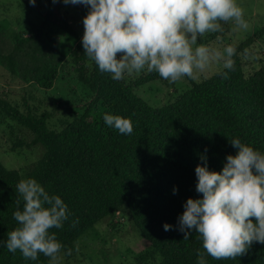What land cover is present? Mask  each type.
<instances>
[{
  "label": "trees",
  "instance_id": "obj_1",
  "mask_svg": "<svg viewBox=\"0 0 264 264\" xmlns=\"http://www.w3.org/2000/svg\"><path fill=\"white\" fill-rule=\"evenodd\" d=\"M51 4L49 0L44 10L45 22L50 21ZM57 24L77 36L64 19L59 17ZM262 32L264 25L251 36ZM82 35L71 56L76 78L91 94L82 112H71L53 126L47 123L50 111L25 102L19 108L0 96V113L27 132L25 140L20 137L13 145L39 143L42 147L23 171L24 179L35 178L67 204L68 220L61 229H52L67 257L75 251L78 234L124 204L131 225L150 244L147 253L158 254L153 264H197L202 240L195 231L184 240L178 216L187 198H202L195 187V167L203 164L201 155L206 156L210 170L219 172L226 156L236 154L230 143L233 138L264 153V60L246 74L234 56L235 70L227 79L217 75L216 69L199 81L189 79L175 99L151 105L132 88L157 73L146 72L129 81L111 79L83 53ZM251 39L245 37L238 46ZM63 56L38 29L11 31L9 36L0 32V64L38 87L52 84ZM92 103L102 115L131 118L132 134L122 135L104 121L97 123L88 109ZM21 177L17 168L0 162V264H49L42 254L37 261L26 260L5 246L8 232L16 226L13 212ZM73 221H78L75 227ZM165 223L172 229L165 231ZM205 259L207 264H264V244L254 242L247 254L235 260H214L207 254Z\"/></svg>",
  "mask_w": 264,
  "mask_h": 264
},
{
  "label": "clouds",
  "instance_id": "obj_2",
  "mask_svg": "<svg viewBox=\"0 0 264 264\" xmlns=\"http://www.w3.org/2000/svg\"><path fill=\"white\" fill-rule=\"evenodd\" d=\"M55 3L56 0H53ZM35 5L36 0H29ZM84 5L82 47L86 57L113 80L142 71L155 72L171 83L185 78L199 81L213 65L222 79L235 70L236 48L220 50L200 42L208 34L222 33L232 23L247 29L245 11L237 0H63ZM104 123L122 135H131V118L105 113ZM237 150L228 154L217 172L197 164L196 191L202 198H187L178 216V230L187 240L195 231L202 240L197 264L235 260L254 242L264 244V153L239 138L230 140ZM13 212L16 226L8 232L5 246L26 260L48 258L61 264L63 244L52 229H61L70 212L59 195L50 194L35 178L21 179ZM176 189H173L175 193ZM78 221H73L72 226ZM165 231L172 226L165 223Z\"/></svg>",
  "mask_w": 264,
  "mask_h": 264
},
{
  "label": "rangeland",
  "instance_id": "obj_3",
  "mask_svg": "<svg viewBox=\"0 0 264 264\" xmlns=\"http://www.w3.org/2000/svg\"><path fill=\"white\" fill-rule=\"evenodd\" d=\"M48 1L36 0L33 6L29 0H0L1 33L9 36L11 31L26 33L38 29L64 54L52 84L46 88L20 80L0 64V96L7 98L19 108H22L25 102L37 110L50 111L47 123L58 126L71 112L74 114L82 112L91 96L76 78L71 62L73 47L83 33V17L89 9L79 4L66 5L63 0H56L55 3L50 0L52 14L49 16L50 21L45 22L44 10L48 6ZM237 3L245 11L247 29L236 28L232 23L224 24L222 33L208 34L201 38L200 42L220 50L229 44L234 45L237 61L244 73L248 74L254 72L264 60V54L260 50V47L264 46V32L257 37L251 36L255 29L264 25V0H237ZM59 17L75 29L77 36L58 26ZM245 37L252 39L238 46ZM219 67L213 65L205 74ZM146 72L145 70L131 76L126 74L124 80H132ZM188 84L187 78L171 83L161 79L157 74L133 86L132 91L149 104L159 105L175 99ZM88 107L97 123L103 121V115L96 103ZM20 137L26 139V129L0 113V162L6 167L17 168L24 179L23 171L30 161L38 157L42 147L39 143L25 145L18 142V145H13ZM74 243L75 251L71 256L67 257L61 253L63 257L61 264H153V260L158 256L157 253H147L150 244L131 225L124 204L116 211L92 222L77 235ZM143 252L146 255L141 257L139 254Z\"/></svg>",
  "mask_w": 264,
  "mask_h": 264
},
{
  "label": "built area",
  "instance_id": "obj_4",
  "mask_svg": "<svg viewBox=\"0 0 264 264\" xmlns=\"http://www.w3.org/2000/svg\"><path fill=\"white\" fill-rule=\"evenodd\" d=\"M260 50H261V52L264 54V46H261V47H260ZM114 219H116V216L114 217Z\"/></svg>",
  "mask_w": 264,
  "mask_h": 264
}]
</instances>
